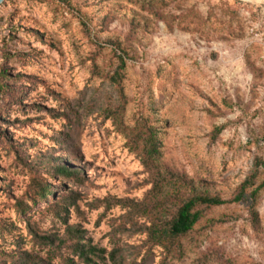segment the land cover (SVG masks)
Listing matches in <instances>:
<instances>
[{"label":"rangeland","instance_id":"1","mask_svg":"<svg viewBox=\"0 0 264 264\" xmlns=\"http://www.w3.org/2000/svg\"><path fill=\"white\" fill-rule=\"evenodd\" d=\"M0 23V264H264V0H5ZM159 168L226 204L166 236L192 194Z\"/></svg>","mask_w":264,"mask_h":264},{"label":"trees","instance_id":"2","mask_svg":"<svg viewBox=\"0 0 264 264\" xmlns=\"http://www.w3.org/2000/svg\"><path fill=\"white\" fill-rule=\"evenodd\" d=\"M120 58L124 65V58ZM147 143L150 156L156 157L159 154V151L157 140L153 131L149 134ZM70 168L71 167L68 168L67 166L64 167V165H62L59 166L58 172L69 176L80 175L79 172L70 170ZM168 182H171L175 186L191 192L192 195L186 198V200L182 201V204L180 205L176 216L173 218V220H171L169 226H167L166 228V236L178 238L189 234L193 230L195 225L202 219V213L198 211V207L202 206L211 208L226 204V202L218 196L200 192L196 188V186H194L193 182L188 180L187 178L181 176L176 177V174L172 173L171 171L167 169L164 171L163 169L159 168V173H157L154 179V191H160V189L164 187V184ZM248 186V183L241 185V191L235 198L234 202H239L245 199L246 189ZM263 187L264 182L261 184L260 188ZM42 190L44 194H42L41 198H46L47 191H51L52 188L49 185H45ZM176 195L179 196L178 194ZM101 252L102 250L91 245L86 246L81 242L76 243L74 247V253L80 256V258L88 264L92 262L91 256H96Z\"/></svg>","mask_w":264,"mask_h":264},{"label":"built area","instance_id":"3","mask_svg":"<svg viewBox=\"0 0 264 264\" xmlns=\"http://www.w3.org/2000/svg\"><path fill=\"white\" fill-rule=\"evenodd\" d=\"M2 29L1 23H0V30ZM0 45H1V36H0Z\"/></svg>","mask_w":264,"mask_h":264},{"label":"water","instance_id":"4","mask_svg":"<svg viewBox=\"0 0 264 264\" xmlns=\"http://www.w3.org/2000/svg\"><path fill=\"white\" fill-rule=\"evenodd\" d=\"M5 0H0V5L4 2Z\"/></svg>","mask_w":264,"mask_h":264},{"label":"bare ground","instance_id":"5","mask_svg":"<svg viewBox=\"0 0 264 264\" xmlns=\"http://www.w3.org/2000/svg\"><path fill=\"white\" fill-rule=\"evenodd\" d=\"M250 2V1H249Z\"/></svg>","mask_w":264,"mask_h":264}]
</instances>
